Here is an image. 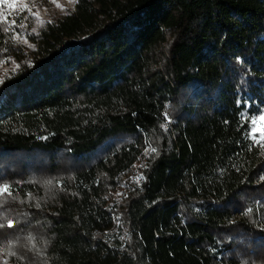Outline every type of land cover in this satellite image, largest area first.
Returning <instances> with one entry per match:
<instances>
[{
    "label": "trees",
    "instance_id": "16d2710c",
    "mask_svg": "<svg viewBox=\"0 0 264 264\" xmlns=\"http://www.w3.org/2000/svg\"><path fill=\"white\" fill-rule=\"evenodd\" d=\"M31 38L0 21V264H264V0H75Z\"/></svg>",
    "mask_w": 264,
    "mask_h": 264
},
{
    "label": "rangeland",
    "instance_id": "374dc122",
    "mask_svg": "<svg viewBox=\"0 0 264 264\" xmlns=\"http://www.w3.org/2000/svg\"><path fill=\"white\" fill-rule=\"evenodd\" d=\"M73 0H0V21H4L8 26L10 35L17 43L31 51L35 49L36 43L31 38L37 29L47 19L62 15L73 7ZM36 13V15H33ZM16 63L9 58L0 61V78L6 72L13 70ZM264 110L253 116L256 123L253 124L252 135L253 143L264 150ZM168 117L166 121H170ZM255 137V139L253 138ZM123 188L114 190V194L121 197ZM119 194V195H118Z\"/></svg>",
    "mask_w": 264,
    "mask_h": 264
},
{
    "label": "snow or ice",
    "instance_id": "6c2138e0",
    "mask_svg": "<svg viewBox=\"0 0 264 264\" xmlns=\"http://www.w3.org/2000/svg\"><path fill=\"white\" fill-rule=\"evenodd\" d=\"M5 2H6V0H5ZM73 2H75V0H73ZM33 15H36V13H33ZM5 30H7V29H5ZM33 31H35V29H33ZM251 119H252V123L255 124L256 123V118L255 117H252ZM260 119L261 120H264V116H261ZM253 138L255 139V137H253ZM262 139H264V137H262ZM151 151L155 152L156 150L155 149H151ZM136 179L138 181L139 179H141V177H136ZM10 187L11 186L10 185H7V184L0 185V195H3L5 193H7L8 195H11ZM0 226H3V225H0ZM7 226L8 227H13L14 226V222L11 221V220H9L7 222Z\"/></svg>",
    "mask_w": 264,
    "mask_h": 264
}]
</instances>
